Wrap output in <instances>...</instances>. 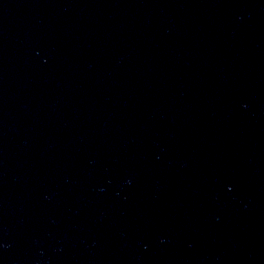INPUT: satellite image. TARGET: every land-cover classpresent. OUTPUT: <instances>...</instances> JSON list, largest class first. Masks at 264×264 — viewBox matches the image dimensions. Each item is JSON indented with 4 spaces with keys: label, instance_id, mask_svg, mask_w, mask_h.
Listing matches in <instances>:
<instances>
[{
    "label": "water",
    "instance_id": "obj_1",
    "mask_svg": "<svg viewBox=\"0 0 264 264\" xmlns=\"http://www.w3.org/2000/svg\"><path fill=\"white\" fill-rule=\"evenodd\" d=\"M0 264H264V0H0Z\"/></svg>",
    "mask_w": 264,
    "mask_h": 264
}]
</instances>
